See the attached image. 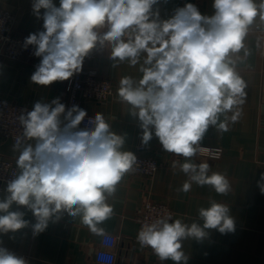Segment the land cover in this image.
Here are the masks:
<instances>
[{
    "label": "clouds",
    "instance_id": "clouds-1",
    "mask_svg": "<svg viewBox=\"0 0 264 264\" xmlns=\"http://www.w3.org/2000/svg\"><path fill=\"white\" fill-rule=\"evenodd\" d=\"M158 2L59 0L56 6L53 0H33V14L43 19L44 30L25 39V46H34V55L42 58L31 82L47 87L69 80L81 72L85 58L97 47L109 50L114 62L139 64L141 78L122 77L117 96L138 118L142 143L147 145L155 135L165 152L184 158L185 162L172 164L188 177L178 191L187 193L196 184L227 195L231 191L227 176L209 174V163L197 164L192 158L210 126L227 131L229 122L235 123L242 115L247 84L236 70L234 57L244 49L257 15L264 21V0L259 4L213 0L212 15L186 3L167 20H160L158 11H153ZM86 115L77 105L66 111L55 98L50 103L35 102L31 111L19 116L23 138L35 144L28 143L19 151V173L7 182V194L0 198V234L28 226L24 213L13 210L16 205L33 213L34 235L44 232L50 221H58L61 212L79 215L92 233L105 235L99 225L114 211L107 199L133 170L137 158L124 150V136L111 130L102 113L89 120V127L80 129ZM21 142L17 138L14 151ZM260 180L264 181V173ZM258 186L264 193V183ZM198 216L201 223H185L171 213L145 222L137 241L161 262L187 264L183 241H202L213 229L221 234L235 231L226 204L212 200L208 207L198 209ZM0 264L28 262L0 246Z\"/></svg>",
    "mask_w": 264,
    "mask_h": 264
},
{
    "label": "crops",
    "instance_id": "crops-1",
    "mask_svg": "<svg viewBox=\"0 0 264 264\" xmlns=\"http://www.w3.org/2000/svg\"><path fill=\"white\" fill-rule=\"evenodd\" d=\"M32 2L0 0V8L14 14L13 27L19 34L30 35L44 30L43 19L33 14ZM53 2L59 6V0ZM255 2L259 4L260 0ZM186 3L196 5L204 15L214 12L213 0H159L154 12L158 11L160 20H167L175 9ZM40 12L42 17L44 10ZM143 58L142 55L141 64ZM41 59L34 52H27L20 60L0 56V98L26 105L31 110L39 100L50 103L59 98L66 108L64 81L53 82L47 87L31 82ZM234 59L237 72L247 84L242 115L235 123L229 122L227 131L210 126L200 142V146L219 148L220 158L198 154L192 158L197 164L209 163V174L220 172L227 176L231 184L227 195L217 194L210 186L196 184L187 193L178 191L188 177L172 164L183 163L184 158L165 152L155 135L147 145L143 144L138 118L129 113L130 106L121 103L117 96L122 77L141 78L140 65L114 62L109 50L97 47L82 66L108 79L112 94L101 102L84 100L80 108L87 114L102 113L111 130L124 136V150L136 155L137 147L141 145L142 154L153 157L160 167L153 177L133 171L124 176L114 195L107 199L114 211L110 219L99 225L105 230L103 236L92 233L81 223L79 215L73 217L67 212H61L58 221H50L44 232L34 235L32 225L36 220L33 213L26 207L13 205V210L22 211L29 223L15 233L0 234V246L17 256L26 255L28 264H173L171 260L161 262L152 250L142 248L138 243L136 216L142 203L146 199L166 203L174 211V219L190 224L193 221L201 223L198 209L208 207L210 201L215 200L230 208L235 231L221 234L213 229L202 241H183V251L189 257L187 264H264V193L258 186V182L264 183L260 180L264 173L260 164L264 158V21L259 15L249 26L244 49ZM28 143L35 144V141L21 142L19 149L14 151L15 143L0 136V155L16 166L19 151ZM6 187L7 183H4L0 198L7 194Z\"/></svg>",
    "mask_w": 264,
    "mask_h": 264
},
{
    "label": "built area",
    "instance_id": "built-area-1",
    "mask_svg": "<svg viewBox=\"0 0 264 264\" xmlns=\"http://www.w3.org/2000/svg\"><path fill=\"white\" fill-rule=\"evenodd\" d=\"M153 6V11H154ZM15 16L11 12L0 8V56L13 60H20L27 52H34L35 47L32 45L25 46V39L29 35L19 34L14 31ZM64 88L67 94L66 111L73 105L80 108L84 100L104 101L112 94L111 82L99 76L96 71L86 69L82 66L81 72L74 74L69 80L64 81ZM31 111V108L15 103L13 101L0 98V136L4 139H9L16 143L17 138H21L22 142L29 140L23 138V128L19 121L21 114H26ZM94 114H87L85 119L80 124V129L89 127V120L94 118ZM143 147H137V163L134 165L133 172L136 174L153 177L160 164L150 156L142 154ZM198 155L212 159L221 157V150L219 148L200 146ZM264 172V158L260 162ZM17 175V168L15 164L0 155V192L4 183ZM171 213L174 217V211L163 202L152 201L146 199L136 216V220L141 229L143 223L151 222L152 220ZM145 249H149L145 247ZM19 257L27 259L24 254Z\"/></svg>",
    "mask_w": 264,
    "mask_h": 264
}]
</instances>
